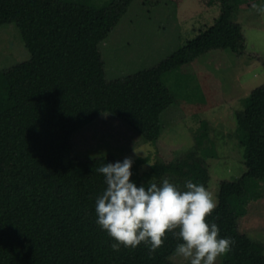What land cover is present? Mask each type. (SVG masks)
Here are the masks:
<instances>
[{"label":"trees","instance_id":"trees-1","mask_svg":"<svg viewBox=\"0 0 264 264\" xmlns=\"http://www.w3.org/2000/svg\"><path fill=\"white\" fill-rule=\"evenodd\" d=\"M134 1L98 9L61 0H0V29L17 25L31 56L0 73V264H174L178 241L171 233L151 257L143 242L112 249L115 241L97 224L96 198L106 184L95 169L118 160L76 159L72 139L109 113L148 142L158 141L162 115L176 103L164 77L213 51L242 54L246 37L233 20L235 0H217L215 24L177 54L109 82L100 45ZM237 125L246 172L236 182L221 183L219 204L207 219L218 224L220 237L235 241L223 264H264V246L238 227L248 186L264 182V86L250 94ZM165 178L180 189L191 180L209 190L212 180L205 161L193 153L156 164L135 183L159 185Z\"/></svg>","mask_w":264,"mask_h":264},{"label":"rangeland","instance_id":"rangeland-1","mask_svg":"<svg viewBox=\"0 0 264 264\" xmlns=\"http://www.w3.org/2000/svg\"><path fill=\"white\" fill-rule=\"evenodd\" d=\"M61 1L106 9L117 0ZM235 2L233 20L243 28L245 51L239 55L213 51L164 77L176 103L162 115L163 133L158 141L148 142L133 127L105 113L73 136L74 157L91 161L111 155L121 162L130 157L135 182L158 163L196 153L211 172L209 191L218 205L221 183L236 182L246 172L237 114L245 110L250 94L264 86V14L252 7L264 0ZM220 13L217 0H135L100 45L107 81L125 80L156 67L213 26ZM30 59L18 26L1 28L0 73ZM244 202L246 212L238 220L239 232L264 246V182H251ZM227 256H220L214 264H223ZM171 261L189 264L177 255Z\"/></svg>","mask_w":264,"mask_h":264},{"label":"clouds","instance_id":"clouds-1","mask_svg":"<svg viewBox=\"0 0 264 264\" xmlns=\"http://www.w3.org/2000/svg\"><path fill=\"white\" fill-rule=\"evenodd\" d=\"M252 7L264 14V4ZM132 165L126 157L95 169L106 184L96 198L97 224L115 241L113 250L136 248L143 242L151 257L171 233L178 241L175 254L189 264H214L232 251L234 239L220 237L218 224L207 219L218 205L204 184L189 180L181 190L165 178L159 185L149 182L138 187L131 180Z\"/></svg>","mask_w":264,"mask_h":264},{"label":"crops","instance_id":"crops-1","mask_svg":"<svg viewBox=\"0 0 264 264\" xmlns=\"http://www.w3.org/2000/svg\"><path fill=\"white\" fill-rule=\"evenodd\" d=\"M243 158H244V156H243Z\"/></svg>","mask_w":264,"mask_h":264}]
</instances>
